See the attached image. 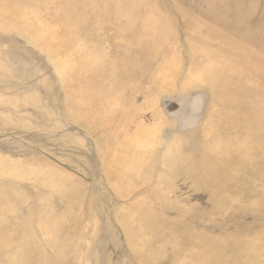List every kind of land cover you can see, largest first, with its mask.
<instances>
[{"label": "rangeland", "instance_id": "374dc122", "mask_svg": "<svg viewBox=\"0 0 264 264\" xmlns=\"http://www.w3.org/2000/svg\"><path fill=\"white\" fill-rule=\"evenodd\" d=\"M0 264H264V0H0Z\"/></svg>", "mask_w": 264, "mask_h": 264}, {"label": "bare ground", "instance_id": "6f19581e", "mask_svg": "<svg viewBox=\"0 0 264 264\" xmlns=\"http://www.w3.org/2000/svg\"><path fill=\"white\" fill-rule=\"evenodd\" d=\"M214 1V0H213ZM124 2V1H123ZM66 6V5H65ZM169 12H171V11H169ZM166 13V12H165ZM172 13V12H171ZM150 15H151V13H150ZM174 15V14H173ZM23 16V15H22ZM170 16V15H169ZM102 21V20H101ZM167 22V21H166ZM171 27V26H170ZM118 29V28H117ZM126 30V29H125ZM19 31V30H18ZM109 33V32H108ZM223 35V34H222ZM134 37V36H133ZM222 38V37H221ZM63 39V38H62ZM120 39V38H119ZM38 40V39H37ZM127 40V39H126ZM130 43V42H129ZM230 43V42H229ZM135 44V43H134ZM119 45V44H118ZM146 48V47H145ZM128 49V48H127ZM126 49V50H127ZM104 54V53H103ZM128 56V55H127ZM58 57V56H57ZM120 57H121V55H120ZM130 57V56H129ZM126 58V57H125ZM113 59V58H112ZM140 63V62H139ZM148 65V64H147ZM119 66V65H118ZM155 67V66H154ZM209 68V67H208ZM207 69V68H206ZM176 82V81H175ZM138 87V86H137ZM181 146V145H180Z\"/></svg>", "mask_w": 264, "mask_h": 264}]
</instances>
